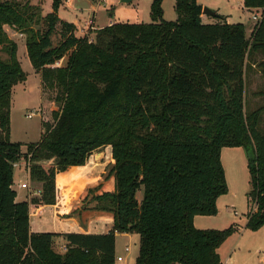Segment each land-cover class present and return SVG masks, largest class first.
I'll return each mask as SVG.
<instances>
[{
	"label": "trees",
	"instance_id": "16d2710c",
	"mask_svg": "<svg viewBox=\"0 0 264 264\" xmlns=\"http://www.w3.org/2000/svg\"><path fill=\"white\" fill-rule=\"evenodd\" d=\"M163 1H153L151 23L111 24L94 40L77 37L76 26L59 18L62 0L47 16L30 1L0 3V264H115L117 234L139 236L135 264H223L219 249L237 227L194 226L196 216H216L229 191L223 148L244 149L246 229L264 226V106L245 109L247 60L264 56V0L243 2L248 11L263 10L249 38L245 25L219 14L205 24L197 0H175L177 20L167 22ZM7 29L25 36L42 91L58 107L25 151L10 140L13 89L27 74ZM259 66L264 75V61ZM107 147L113 164L105 179L114 178V191L91 189L84 206L112 214V229L32 233L30 207L56 204L57 175ZM22 160L42 188L18 202L14 164ZM51 160L45 169L41 162ZM60 237L63 253L55 249Z\"/></svg>",
	"mask_w": 264,
	"mask_h": 264
},
{
	"label": "rangeland",
	"instance_id": "374dc122",
	"mask_svg": "<svg viewBox=\"0 0 264 264\" xmlns=\"http://www.w3.org/2000/svg\"><path fill=\"white\" fill-rule=\"evenodd\" d=\"M28 1L41 8L42 16H47L53 11L54 0H0V3L17 2L25 4ZM120 1L71 0L68 3L66 0H62L58 9V16L63 21L76 26L75 34L77 37L87 35L82 31L83 26L91 19H94V29H91L87 35L92 40L95 39L97 29H103L110 24H149L152 22L151 6L154 0H133L128 4H123ZM163 2L164 20L167 22L176 21L178 16L175 10V0H164ZM199 2L203 3L204 7L212 10L219 7L222 14L231 15L234 23L245 25L247 28V38L251 36L256 26L253 16L258 15L260 18L262 17V9H255L253 11L244 9L242 5L243 0H199ZM7 30L9 37L18 46L17 57L22 70L27 74L26 81L19 83L13 89L10 130V140L14 143H22L24 145L23 150L25 151L26 145L38 143L41 140L44 117L47 116L48 119L53 121V112L58 110V107L52 101L53 95L49 94L45 96L42 91L41 77L35 72L28 57L25 36L12 30ZM58 38L57 36L54 37L55 43L58 42ZM263 61L264 56L262 53L252 54L247 60L245 98V109L247 112L255 111L264 106V75L262 73L263 67L259 66ZM39 109H42V113H39ZM31 112H34L35 115L32 118H28L27 115ZM236 150V148H224L222 162L227 169L230 189L226 195L222 196L218 206V214L209 217V220H215L220 225L219 227L221 228L216 230H225L231 226H235L238 229L219 249L223 264H264V262H259V258L264 253V226L262 227L263 229L261 228V231L258 230L259 232L246 229L248 214L251 209L248 200V193L250 191L248 160L245 151L240 159L236 154L239 151ZM96 154V159L105 163V174H107L111 168V164H113L111 148H104L100 152H96ZM41 163L48 170L55 164V161L51 160ZM17 164L18 167H14L15 179L17 182L22 179L24 183L28 184L29 189L26 192L29 193L30 200L34 198L32 197L33 191L41 190L42 184L30 180L29 168L31 163L22 160ZM84 182L87 184L89 181L85 180ZM56 184L60 187L62 193H70L72 195L71 199L81 191L80 187H83V192L88 188L86 184L82 185L78 181L67 185H63L60 182ZM143 192L144 190L141 188L137 193V200L139 202L143 199ZM57 195L61 200L62 194L58 189ZM68 198L66 196L65 202L67 204L72 201ZM39 218H44V216L33 218V222L39 221ZM139 239V236L135 234L130 238L122 235L116 236V255L124 257L125 261L116 262L115 264L136 263L139 254ZM126 247L130 248V252H125ZM55 249L58 252H64V249L59 244H56Z\"/></svg>",
	"mask_w": 264,
	"mask_h": 264
},
{
	"label": "crops",
	"instance_id": "0c3cea01",
	"mask_svg": "<svg viewBox=\"0 0 264 264\" xmlns=\"http://www.w3.org/2000/svg\"><path fill=\"white\" fill-rule=\"evenodd\" d=\"M197 2L200 5H202V7L204 8L203 3H200L199 0H197ZM175 4H176V1H175ZM214 11L217 14L226 17L227 22L229 24H239V23H234L232 21L231 15L226 14V13L222 14L221 9L219 7L215 8ZM164 16H165V13H164ZM202 20L205 24L215 23V20L212 18V16L205 15V14H203ZM94 23H95V20H94ZM84 28H85V25L83 26V29ZM92 29H94V27ZM97 30H100V29H97ZM61 64L62 62L59 65ZM236 149H237L236 151H239V153H236V154L241 159L244 153V150L240 147ZM223 151H224V148L222 149V153H221L222 160H223L222 158ZM240 151H243V152H240ZM96 156L97 154L94 153L90 157L87 164L83 167H72L68 169L66 172L60 173L57 175L56 183L60 182L63 185L71 184L74 181H78L80 184L84 185L86 184L84 182L85 180L89 181L86 184L88 188H86L85 192H83L84 191L83 187H80L81 191L71 199L72 195L70 193H62V190H60V187L57 186L56 184V186L58 187L57 189L62 194L61 200H60V197H58L57 195V202L55 205H43V204L31 205L30 207V229L32 233H57V234H62V235L70 234V233L107 234L112 229L113 227L112 214L98 212V211L93 210L91 206L89 207L84 206L85 205L84 200L88 196L89 190L96 189L99 187L96 194H102L105 192L114 191V178H110L108 180L105 179L106 178L105 177L106 176L105 163H103L101 160H97ZM224 169L226 173L228 188L230 189L227 169L226 167ZM23 183L24 181L22 179L19 180L18 182L15 180V185L13 187V189L18 194L17 196L18 202L29 200V193L26 192L25 189L20 188V185ZM66 196L69 197L68 199L72 200L68 204L65 202ZM221 199H222V196L218 199L217 206H219ZM38 210L41 211L40 214H38ZM40 216H44V218H39V221L33 222V218H38ZM209 217H213V216H196L194 218V226L200 230L220 229L221 228L219 227L220 225H218V223L215 220H209ZM262 229H260L259 231H261ZM117 235H122V236L129 237V238L133 237V235L131 234H117ZM56 243L61 245L62 248L64 249L65 247L64 237H60L59 239H57ZM259 262H264V253L259 258Z\"/></svg>",
	"mask_w": 264,
	"mask_h": 264
},
{
	"label": "built area",
	"instance_id": "2783aa9c",
	"mask_svg": "<svg viewBox=\"0 0 264 264\" xmlns=\"http://www.w3.org/2000/svg\"><path fill=\"white\" fill-rule=\"evenodd\" d=\"M70 1L71 0H66V2H68V3ZM260 19L261 18L258 15H254L253 16V20L256 22V24L260 21ZM93 26H94V20L91 19L90 21H88L85 24V28L82 31L85 32V34L88 35V33L90 32V30L93 28ZM39 113H42L41 109H39ZM34 115H35V113L34 112H31L30 114L27 115V117L28 118H32ZM14 167H18V164L17 163L14 164ZM20 188L27 190V189H29V186H28L27 183H23V184L20 185ZM40 195H41V190H35L32 193V197H39ZM256 210L257 209L254 206L251 211L252 212H255ZM40 213H41V211L38 210V214H40ZM235 214L237 215V213H235ZM125 252H130V248L129 247H126L125 248ZM124 261H125V258L124 257H122V256H116V262H124Z\"/></svg>",
	"mask_w": 264,
	"mask_h": 264
},
{
	"label": "water",
	"instance_id": "95a60500",
	"mask_svg": "<svg viewBox=\"0 0 264 264\" xmlns=\"http://www.w3.org/2000/svg\"><path fill=\"white\" fill-rule=\"evenodd\" d=\"M132 1L133 0H121L120 2L123 3V4H128V3L132 2ZM203 13L205 15H209V16H212V17H215L217 15V13L214 10H212L210 8H207V7L203 8Z\"/></svg>",
	"mask_w": 264,
	"mask_h": 264
}]
</instances>
